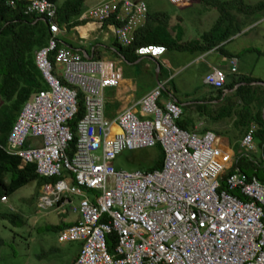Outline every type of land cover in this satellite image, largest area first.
<instances>
[{
	"label": "built area",
	"instance_id": "built-area-1",
	"mask_svg": "<svg viewBox=\"0 0 264 264\" xmlns=\"http://www.w3.org/2000/svg\"><path fill=\"white\" fill-rule=\"evenodd\" d=\"M168 1L175 6L188 2ZM4 3L10 8L24 3L25 14L39 17L49 28L47 45L35 53L47 87L25 105L6 152L35 165L41 179L57 180L41 188L42 208L80 198L72 208L79 218L58 234L62 244H81L73 264H264V182L241 172L239 157L219 146L215 133L198 136L181 129L182 108L172 101L162 105V86L139 103L144 116L127 110L115 122L106 120L103 91L119 85L120 73L103 61L83 60L59 47L62 28L55 3ZM148 13L144 1L108 0L80 18L112 23L118 40L130 48L147 25ZM166 53L165 46L153 44L136 51L153 59ZM55 66L62 67L61 76ZM231 66L235 74L236 59ZM228 80L229 75L216 70L207 83L225 91ZM80 94L85 115L73 130ZM256 131L253 124L243 137V156L257 152ZM159 145L166 158L162 170L116 169L124 152Z\"/></svg>",
	"mask_w": 264,
	"mask_h": 264
},
{
	"label": "trees",
	"instance_id": "trees-1",
	"mask_svg": "<svg viewBox=\"0 0 264 264\" xmlns=\"http://www.w3.org/2000/svg\"><path fill=\"white\" fill-rule=\"evenodd\" d=\"M50 1L56 4L58 0ZM85 2L86 0H66L58 6L56 18L58 25L62 28L73 26L76 22L72 23V20L81 15ZM202 2H206L204 4L210 8L217 9L221 13V18L211 31L201 36L200 40L180 45L179 42L167 38L160 29L147 24L138 31L136 44L130 48L120 46V52L127 59L130 55L137 57L136 51L139 47L152 44L165 46L170 51L208 52L216 48L222 51V47H220L222 42L238 31L237 27H231L235 18L234 11L247 16L264 10V3L248 6L242 0L231 2L202 0ZM168 17V14L164 12L154 14L152 19L153 21L160 19L166 23ZM49 36L48 25L37 16H27L24 3H18L17 6L10 8L5 5L4 0L0 1V147L2 148L6 147L9 134L25 104L34 93L46 89L41 73L35 64V53L47 45ZM50 59L55 64L54 55H51ZM255 82L259 81L252 77H241L237 82L235 81L230 86L231 89L238 84H250L241 85L236 89V97L241 100L242 108L234 110V106L231 105L222 108L218 113L221 118L236 116L235 127L239 129L240 135H246L251 125L257 126L254 141L261 153V161H255L251 156H243L239 147L237 152L241 153L237 168L248 176L257 177L261 182H264V87L251 86ZM220 94L223 95L222 92ZM84 115L85 107L80 94L79 112L70 123L73 130ZM177 124L183 128L180 121ZM75 143L76 141L71 146L70 156L74 152ZM156 150L159 161L148 172H155L164 167V150L160 145ZM56 182L55 179H41L35 165L25 164L21 159L10 157L0 149V187L2 188H0V195L11 196L18 190L34 183L38 184L41 189L45 185ZM11 215L15 214L11 213ZM51 228L54 229V226ZM61 228L56 226V229Z\"/></svg>",
	"mask_w": 264,
	"mask_h": 264
},
{
	"label": "crops",
	"instance_id": "crops-1",
	"mask_svg": "<svg viewBox=\"0 0 264 264\" xmlns=\"http://www.w3.org/2000/svg\"><path fill=\"white\" fill-rule=\"evenodd\" d=\"M65 1L66 0L63 1L58 0L56 5L60 6ZM99 4L100 3L98 1L93 5L88 3V1H86L82 6V12L85 13V11L89 9L91 10L92 8H95ZM147 5L149 9L147 24H150V26H152L153 28L160 29L167 38H169L172 41L179 42L180 45L188 44V42L183 41L184 32L182 31V29L179 28V24L172 22V19L174 17L170 15V12H172L171 9L153 8L151 5L149 4ZM169 5L171 7L185 10L187 8L193 7L196 4H182L176 6L173 4H169ZM198 5L201 7L203 11L204 10H206L207 12H211V10L212 11L215 10V12L218 11L217 9L210 8L204 3H198ZM162 10H169V11H162ZM164 12L167 13L169 16L166 23H164L160 19L153 21L152 17L154 16V14H159ZM204 16H206L208 19L210 18L207 15ZM203 19L204 17L201 20ZM246 21L247 19L245 16H241V15L237 17L235 16L233 25L231 27L232 28L237 27L238 33L237 34L234 33L230 38L222 42V44L220 45V47H222V51L219 50L218 48L208 52H201L197 50H188V51L167 50V53L161 59L140 57L137 54H136L137 57H132L130 55L127 59L120 52L121 50L120 46L123 45L118 40L115 34L114 27L111 26L112 23H108L107 21L97 22L90 19L82 20V18L76 17L75 19L72 20V23L76 22L73 26L62 28V30L58 34V39L61 45L60 47H62V49L64 47L69 49L74 55L81 57L83 60L103 61L109 67H112L114 71H118L120 73L121 79L119 85L117 87L108 88L103 91L104 118L106 120L115 122L117 117L121 113L127 110H132L135 114H138L141 117L144 116L142 110L140 109L139 103L147 95H149L154 90L162 86L163 87V96L161 99L162 105H166L167 102L172 101L178 103L182 108L183 115L180 122L183 125V128L181 127V129H184L190 133H195L198 136H202L209 132L215 133L220 141L219 146L225 147V149H227V152L233 153L238 158L237 150L241 145L242 140L238 141L236 147L233 148L230 141L228 139L225 140L224 137H222V134L220 133L221 131H223V128L226 126L224 120H227L228 118H221L218 112H220L221 109L224 107H229L231 105L234 106L236 100H238L239 104L242 105L241 100L238 97H236V89L241 85L243 86L250 85L246 83L238 84L234 86L233 89H231L230 86L235 81L237 82V80L241 77H238L240 70L238 67L239 58L237 52H229V50H227V48L230 46V42L235 41L237 37H242L249 30L247 29L248 27H243L242 31H244V33L240 34L242 32L241 26H243L244 23H246ZM217 22L218 21H216V23ZM169 23H171L173 27L172 26L169 27L170 26ZM214 26H210L209 29L204 30L200 34V36L197 37L196 40H200L201 36L204 33L211 31L214 28ZM245 50L248 52H255L256 54L257 51L258 52L262 51L264 53V50L259 51L256 48H246ZM171 52H176L178 53V55H172ZM218 54H220V56L222 57L219 63H221L223 61V58H225V61L226 59H228V61L230 60V65H231V59L232 58L237 59V67H238L237 72L235 74L231 73L232 75L229 76L228 85L225 91H219L207 83L208 76L214 71L220 70L218 69L219 63L218 64L216 63V59L219 58V56H217ZM191 66H197L193 74L200 82L198 85L206 86L207 89L206 92H204V94L202 95L203 98L186 99L181 101L176 97L175 94L178 91L177 87H175L174 89L175 93H172L168 89V86L170 84H173L174 81L173 76L176 73H179L185 70L187 67H191ZM56 70L58 76H61L63 74V70L61 66H56ZM243 72L245 71L242 70V73ZM247 77H252L254 79H257L261 83V80H259L256 77H253L251 75ZM259 82H255V83H259ZM255 83H252L251 86H260V85H255ZM197 89L198 88H196L192 92H188L186 94L187 97H189L188 95H190L191 93L195 95ZM220 92H222L223 95L220 94ZM0 105H1V100H0ZM225 128H226L225 130H227V127ZM7 145H8V141H7ZM7 145L4 148L0 147V149L5 151L6 154H7L6 152ZM146 173H153V172H146ZM2 196L7 197L6 195H2ZM3 197H1L0 199H2ZM4 203H7V200L0 202V204H4ZM4 217L12 218V222L14 224L19 223V218H14L13 215H11V213L5 214ZM76 220L77 219L73 221L64 217L62 223H60L59 225H52L54 226L53 230H55L56 233L59 234V231L62 228L74 223ZM56 226H60L62 228L56 229ZM66 244H72V243H66ZM77 244L80 245V248L78 252L75 254V257L72 258L73 260L71 264H73V262L75 261L81 250V244L80 243Z\"/></svg>",
	"mask_w": 264,
	"mask_h": 264
},
{
	"label": "rangeland",
	"instance_id": "rangeland-1",
	"mask_svg": "<svg viewBox=\"0 0 264 264\" xmlns=\"http://www.w3.org/2000/svg\"><path fill=\"white\" fill-rule=\"evenodd\" d=\"M86 1L93 5L97 1L100 3L102 1L108 0ZM132 1H144L153 8L171 9L172 12H170V15L174 17L172 22L179 24V28L184 32V42L196 40L204 30L209 29L210 26H214L216 21L221 18V13L218 11H203L198 5V3H203L202 0H189L186 2V4L196 5L185 10L171 7L169 5L171 3L168 0ZM220 1L231 2L235 0ZM242 1L248 6H255L259 3H264V0ZM233 14L236 17L239 15L245 16L247 19L246 23L241 26V31L243 27H248L247 29H249L245 35L242 37H237L235 41L230 42V46L227 48L229 52H237L238 54V67L240 70L238 77H247L251 75L261 80V83H264V53L262 51H257V54L259 55L258 56L255 52H248L245 50L246 48H256L259 51L264 50V10L247 16L240 13L238 14L235 11ZM204 15H207L210 18L208 19ZM203 17L204 19L201 20ZM169 25V27H173L171 23H169ZM237 33L238 31L235 32V34ZM243 33L244 31H242L240 34ZM171 54L178 55L176 52H171ZM217 56H219V58L216 59V63L218 64L222 57L220 54ZM218 67V69L224 71L227 75H232V66L230 65V60L228 61V59H226L225 61V58H223V61L218 64ZM196 68L197 66H191L179 73H176L173 76V84L168 86V89L172 93H175L174 89L177 87L178 91L175 94L176 97L181 101L186 99L203 98L202 95L204 92H206V86L198 85L200 82L193 74ZM242 70L245 72L242 73ZM196 88H198L196 94L193 95L191 93L188 95L189 97H187L186 94L188 92H192ZM235 102L234 110L241 109L242 105L239 104V101L236 100ZM236 119L237 117L233 116L232 118L224 120L227 130H225L226 128L224 127L223 131L220 133L225 140L228 139L230 141L233 148H235L237 142L241 141L245 136L240 135L239 129H236ZM156 149L138 152H124L120 157H118L115 167L116 169L125 172L139 171L146 173L155 165H157L159 161L158 152ZM237 155L239 157L238 152ZM249 156H251L256 161H261V153L259 150H257L255 154H251ZM40 196L41 189L35 183L26 188L18 190L8 198L0 195V198L3 197L7 200V203L0 204V264H71L73 260L72 258L75 257L80 245L77 243H60L58 241V233H56V231L51 227L52 225H59L62 223L64 217L73 221L78 219V213L74 212L72 208L73 206H79L80 198L77 196H72L71 204L67 203L60 207L55 206L51 209H45L40 206ZM2 199H0V202ZM7 213H15L13 217L19 218V223L14 224L12 222V218L4 217V215Z\"/></svg>",
	"mask_w": 264,
	"mask_h": 264
},
{
	"label": "water",
	"instance_id": "water-1",
	"mask_svg": "<svg viewBox=\"0 0 264 264\" xmlns=\"http://www.w3.org/2000/svg\"><path fill=\"white\" fill-rule=\"evenodd\" d=\"M255 85H260V86H263L264 87V83H255ZM263 118H264V113H263Z\"/></svg>",
	"mask_w": 264,
	"mask_h": 264
},
{
	"label": "clouds",
	"instance_id": "clouds-1",
	"mask_svg": "<svg viewBox=\"0 0 264 264\" xmlns=\"http://www.w3.org/2000/svg\"><path fill=\"white\" fill-rule=\"evenodd\" d=\"M100 3H102V2H100ZM57 8H58V6H57ZM89 10H90V9H89ZM89 10H87V11H89ZM87 11H85V12H87ZM82 14H83V12L81 13V15H82ZM81 15H80V16H81ZM80 16H79V17H80ZM45 23H46V22H45ZM61 28H62V27H61ZM154 59H156V58H154Z\"/></svg>",
	"mask_w": 264,
	"mask_h": 264
}]
</instances>
